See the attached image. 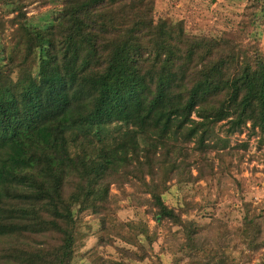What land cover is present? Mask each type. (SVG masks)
<instances>
[{"label": "trees", "instance_id": "1", "mask_svg": "<svg viewBox=\"0 0 264 264\" xmlns=\"http://www.w3.org/2000/svg\"><path fill=\"white\" fill-rule=\"evenodd\" d=\"M30 1L0 0V264H73L86 213L101 221L95 250L136 245L92 264H133L132 252L147 264L138 249L162 222L181 257L167 264H243L244 249L264 264V207L244 203L230 228L208 204L164 198L213 172L209 152L222 157L233 134L264 139V51L250 30L264 1L215 33L171 16L157 32L156 0H53L40 16ZM121 201L153 228L120 218Z\"/></svg>", "mask_w": 264, "mask_h": 264}, {"label": "rangeland", "instance_id": "2", "mask_svg": "<svg viewBox=\"0 0 264 264\" xmlns=\"http://www.w3.org/2000/svg\"><path fill=\"white\" fill-rule=\"evenodd\" d=\"M264 1V0H263ZM246 0H156L155 13L160 17L156 25V31L162 30L165 18H184L187 26L209 33L219 32L225 29L240 25L242 16L245 14L243 8ZM53 0L42 2V0H31L27 5L29 14H46L47 8L55 6ZM264 11H261V13ZM12 13L6 14L11 16ZM40 16V15H39ZM264 19V14L262 16ZM252 33L259 39L261 48L264 51V21H258L250 27ZM245 143V145H242ZM231 148L227 147L222 157L216 156L215 150H211L209 155L214 160V171H205L203 177L197 179L193 185H179L172 183L169 190L165 192V202L169 205H176L187 200L191 206V212L197 211V204H208L210 211L222 217L230 228L236 226L241 217V208L244 203L249 204L254 210L264 207V139L258 135L247 137L246 131L235 133L231 136ZM196 173L195 168L192 169ZM129 188V186H128ZM130 189V188H129ZM112 190L116 191L112 186ZM117 215L123 219L143 218L148 221L150 228H153L154 219L149 213L143 211V207H133L131 204L121 201L117 209ZM85 225L84 235L80 239L77 248L76 258L73 264H92L94 251L103 256L117 257L116 246L136 248L135 244H128L120 239H114L112 244H100L97 242L98 228L101 221L91 218L88 213L84 215ZM174 226L167 222L158 225V237L149 244L143 239L144 247L138 249L143 256V262L147 264H167L174 260L177 254L171 250L173 238L171 230ZM150 245V246H149ZM236 252V251H235ZM237 253V252H236ZM243 264H258L260 251L249 252L243 250L239 252ZM140 256L132 252L133 264H139Z\"/></svg>", "mask_w": 264, "mask_h": 264}]
</instances>
